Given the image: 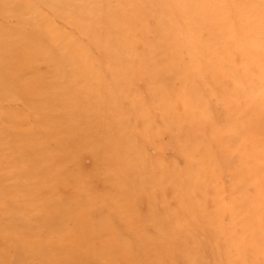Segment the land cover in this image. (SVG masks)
<instances>
[{
	"label": "rangeland",
	"instance_id": "1",
	"mask_svg": "<svg viewBox=\"0 0 264 264\" xmlns=\"http://www.w3.org/2000/svg\"><path fill=\"white\" fill-rule=\"evenodd\" d=\"M0 264H264V0H0Z\"/></svg>",
	"mask_w": 264,
	"mask_h": 264
}]
</instances>
